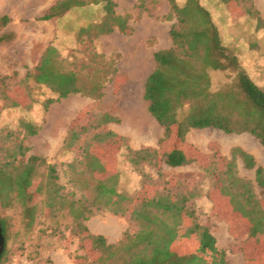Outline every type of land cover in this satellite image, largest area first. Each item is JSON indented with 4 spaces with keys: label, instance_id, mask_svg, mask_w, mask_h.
<instances>
[{
    "label": "trees",
    "instance_id": "trees-1",
    "mask_svg": "<svg viewBox=\"0 0 264 264\" xmlns=\"http://www.w3.org/2000/svg\"><path fill=\"white\" fill-rule=\"evenodd\" d=\"M220 1L239 4V0ZM247 3L250 4L245 8L247 14L262 28L259 11L250 0ZM91 4H102L103 18L89 27L94 30L87 31L90 35L110 34L116 27L122 31L127 28L128 18L116 12L115 0H57L40 19L58 18ZM170 5L167 18L176 20L170 30L173 46L155 52L156 66L144 84L148 110L165 129L162 148H129L124 136L112 130H99L98 118L72 126L62 147L74 154L67 164L71 185V190H67L59 182L56 165L44 156L26 157L30 148L24 140L40 127L22 118L17 129L0 134V224L5 238L0 264H9L8 243L15 224L32 233L39 220L55 225L65 222L72 235L85 237L99 250L94 258L75 264H229L226 253L217 246L216 237L198 221L189 206L200 195L198 188H186L177 181L172 187L165 186V190L159 188L151 195H142L148 187L157 186L144 174L141 189L130 195L120 189V170L114 167L109 172V163L94 149L97 145L118 142L128 147L127 159L132 165L180 167L197 159L196 153L186 147V133L207 127L226 133L249 132L264 146V88L248 75L235 51L222 44L218 26L200 0H185L183 4L170 0ZM9 21V16H1L0 29ZM10 38V33L0 34V42ZM212 69L225 71L230 78L216 91H212ZM112 71L108 63L84 72L67 68L57 47L50 44L37 65L22 78L20 86L32 103V83L56 94L55 99L45 101L46 108L76 93L98 100ZM6 78L2 77L0 85L5 106L26 108L11 94ZM231 154L224 169L216 166L212 172L206 195L216 209L227 213L232 230L242 229L254 241L249 264H264V200L256 193L252 181L238 174L236 160L240 157L247 169H255V180L263 190L264 167L240 147H234ZM13 209H18V215L2 214ZM102 210L127 216L137 225V231H126L118 243L91 233L87 221Z\"/></svg>",
    "mask_w": 264,
    "mask_h": 264
},
{
    "label": "rangeland",
    "instance_id": "rangeland-1",
    "mask_svg": "<svg viewBox=\"0 0 264 264\" xmlns=\"http://www.w3.org/2000/svg\"><path fill=\"white\" fill-rule=\"evenodd\" d=\"M56 1L0 0V17L10 18L0 34L12 35L10 40L0 42V85L2 77L7 76L5 83L11 94L26 107L7 108L0 97V134L17 129L22 118L37 124L39 131L24 140L30 148L26 157L44 156L50 164L56 165L59 182L71 190L67 164L74 154L62 147L72 126L98 118L99 130H112L124 136L129 148H162L165 129L148 110L144 84L156 66L155 52L173 46L170 30L176 20L167 18L170 0H115L116 12L128 18L127 28L122 31L116 27L110 34L96 36L87 31H94L89 27L103 18L102 4L74 8L50 20L40 19ZM247 1L228 5L220 0H200L218 26L222 44L235 51L248 75L264 88V0H250L262 18V28L247 14L245 8L250 5ZM179 2L183 4L185 0ZM50 44L57 47L67 68L84 72L107 63L112 66L114 71L109 74L100 99L76 93L46 108L45 101L57 95L32 83L34 102L30 101L20 81L37 65ZM210 75L212 91L230 79L225 71L212 69ZM84 139L85 136L81 141ZM185 143L188 150L196 153L197 159L180 167L132 165L127 159L128 147L118 142L97 145L94 149L109 163V172L114 167L120 170V189L130 195L141 189L144 174L157 186L148 187L142 195H151L159 188L165 190V186L172 187L177 181L183 187L198 188L200 195L189 202L198 221L216 237L217 246L226 253L229 264H249V256L255 250L254 241L248 232L232 230L227 213L216 209L206 192L211 187L212 172L216 166L226 167L234 147L253 154L257 164L264 167V146L249 132L226 133L214 127L191 129L185 135ZM236 163L238 174L250 179L256 193L264 200V190L255 180V169H247L240 157ZM17 213L18 209L2 212L3 215ZM87 225L91 233L104 235L110 243H118L126 231L133 233L138 229L127 216L107 210L95 212ZM18 226L16 223L13 227L8 243L9 264H75L99 254L85 237L72 235L65 222L55 225L39 220L32 233Z\"/></svg>",
    "mask_w": 264,
    "mask_h": 264
},
{
    "label": "water",
    "instance_id": "water-1",
    "mask_svg": "<svg viewBox=\"0 0 264 264\" xmlns=\"http://www.w3.org/2000/svg\"><path fill=\"white\" fill-rule=\"evenodd\" d=\"M5 247V238L2 234V228H1V224H0V254L3 252Z\"/></svg>",
    "mask_w": 264,
    "mask_h": 264
}]
</instances>
